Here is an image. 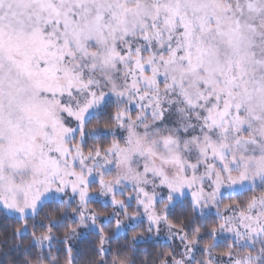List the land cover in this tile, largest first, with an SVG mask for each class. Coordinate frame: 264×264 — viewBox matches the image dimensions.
I'll list each match as a JSON object with an SVG mask.
<instances>
[{"label": "snow or ice", "instance_id": "6c2138e0", "mask_svg": "<svg viewBox=\"0 0 264 264\" xmlns=\"http://www.w3.org/2000/svg\"><path fill=\"white\" fill-rule=\"evenodd\" d=\"M0 264H264V0H0Z\"/></svg>", "mask_w": 264, "mask_h": 264}]
</instances>
